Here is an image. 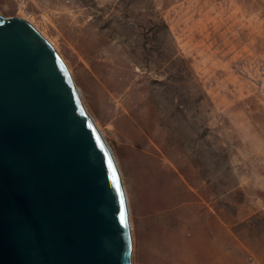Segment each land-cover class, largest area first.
<instances>
[{"label":"rangeland","instance_id":"374dc122","mask_svg":"<svg viewBox=\"0 0 264 264\" xmlns=\"http://www.w3.org/2000/svg\"><path fill=\"white\" fill-rule=\"evenodd\" d=\"M61 55L117 161L132 264H264V0H0Z\"/></svg>","mask_w":264,"mask_h":264},{"label":"water","instance_id":"95a60500","mask_svg":"<svg viewBox=\"0 0 264 264\" xmlns=\"http://www.w3.org/2000/svg\"><path fill=\"white\" fill-rule=\"evenodd\" d=\"M112 150L56 48L0 14V264H132Z\"/></svg>","mask_w":264,"mask_h":264},{"label":"crops","instance_id":"0c3cea01","mask_svg":"<svg viewBox=\"0 0 264 264\" xmlns=\"http://www.w3.org/2000/svg\"><path fill=\"white\" fill-rule=\"evenodd\" d=\"M224 257L226 264H260L252 252V246L247 243L240 244L238 247L234 245L226 247Z\"/></svg>","mask_w":264,"mask_h":264},{"label":"bare ground","instance_id":"6f19581e","mask_svg":"<svg viewBox=\"0 0 264 264\" xmlns=\"http://www.w3.org/2000/svg\"><path fill=\"white\" fill-rule=\"evenodd\" d=\"M37 29V28H36ZM80 93V92H79ZM80 96H81V94H80ZM93 120V119H92ZM94 122V121H93ZM95 124V123H94ZM96 125V124H95ZM100 131V130H99ZM101 133V132H100ZM102 134V133H101ZM102 136H103V134H102ZM104 137V136H103ZM105 139V138H104ZM115 157V156H114ZM117 162V161H116ZM126 192V191H125ZM126 197H127V195H126ZM127 202H128V208H129V214H130V211H131V208H130V204H129V201H128V198H127ZM130 224V223H129ZM131 227V226H130Z\"/></svg>","mask_w":264,"mask_h":264}]
</instances>
